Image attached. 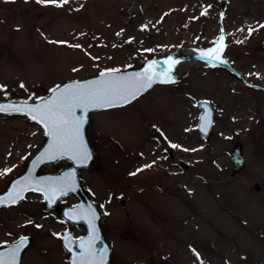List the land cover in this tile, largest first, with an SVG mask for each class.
Masks as SVG:
<instances>
[{
	"label": "rangeland",
	"instance_id": "1",
	"mask_svg": "<svg viewBox=\"0 0 264 264\" xmlns=\"http://www.w3.org/2000/svg\"><path fill=\"white\" fill-rule=\"evenodd\" d=\"M248 9H259L264 36V0H0V99L38 98L67 79L136 68L176 49L238 51L242 42L219 32ZM258 58L264 71V52ZM189 62L175 83L91 115L96 161L82 178L102 213L109 264H264V92ZM203 98L214 110L206 141L196 128ZM44 140L27 116L0 112V191ZM234 141L245 165L230 175ZM68 228L83 233L44 211L39 192L0 207V246L32 239L21 264H70L59 243Z\"/></svg>",
	"mask_w": 264,
	"mask_h": 264
},
{
	"label": "water",
	"instance_id": "2",
	"mask_svg": "<svg viewBox=\"0 0 264 264\" xmlns=\"http://www.w3.org/2000/svg\"><path fill=\"white\" fill-rule=\"evenodd\" d=\"M178 52L179 50H175L168 56L148 58L139 67L129 68L125 71L117 70L112 72L111 75L112 77H131L136 73H143L145 69L149 67V65H152V72L159 73L162 70H170L169 75L171 79L170 82L167 83H173L178 79V66L181 63L193 59L208 60L212 63L218 64V66L230 70L233 73H236V71L225 60H223L219 56H214L210 54L208 51H194L192 53ZM202 53H204L205 55H202ZM153 62L155 63L153 64ZM109 71L110 70H104L94 75L86 76L83 78L67 79L55 85L46 95L35 99L0 100V106H3L5 109L4 111L0 112L27 115L30 117L31 120L37 122V120L31 118V115L29 114L30 108H42L47 101L53 99L55 96H58L60 91L64 90L68 86L76 84L88 85L92 82L108 78L102 77L101 73H108ZM159 79H163V77L161 76L158 78V80ZM156 83L160 82L157 81L153 83L152 86L146 91L151 89ZM251 86L255 88H260L258 85ZM146 91H143L142 93ZM197 103L202 109V111L198 115L197 129L199 130L203 138L207 140L210 135V131L213 124L214 111L209 101L206 99H198ZM99 109L104 108H89L87 111H82L81 109L76 110L77 116L83 117L84 119L81 134L83 138V145L87 150L89 159L84 162H81L78 159L71 158L70 155H60L59 153H56L55 159L50 158V154L52 151L51 145L53 141L50 136L45 135L44 142L29 157L22 171L12 177L9 180L7 186L2 191H0V200L4 201V203H0V206L14 205L19 203L23 200L25 194L29 191L40 192L42 194V209L44 211L55 212L62 220L70 222L75 226H79L84 230L83 234L74 236L73 230L71 228H68L60 237V245L66 252L70 264H74V262L75 264H80L82 260L94 261L95 264H109L111 260L110 246L108 244L105 232L101 224V211L96 206L95 202L92 200L82 179V172L85 169L92 167L96 160V153L89 138L88 127L90 123L91 114ZM205 113H207L211 121V123L206 126L202 124L200 119L201 116L205 115ZM40 125L43 127L45 133L44 126L42 124ZM231 157L232 167L230 174L235 175L242 169L245 162L244 155L242 153V144L239 141L233 142L231 148ZM60 161H64V164L59 166L55 171H49L44 168L45 165L57 164ZM179 166L182 169H185L187 167V164L184 161H180ZM53 187L58 189H65L66 194L60 195L59 191H51L50 189ZM254 189H259L258 183L254 184ZM46 192L47 198L45 195ZM16 193H19L21 198L18 199L16 203H12L9 198L10 194L15 195ZM67 195H71L75 199V202L70 205H62L61 200ZM87 213H93L94 219H92L91 216L87 215ZM90 219H92V223L95 226L96 235H98L99 237V239L95 240L92 245L93 251L96 253L94 257L86 256L83 254L88 246L87 242L92 234V228L89 224ZM22 238L24 239L25 243L17 257V264H21L22 255L31 243V237L27 235L20 236L13 242L0 246V254H4L6 256L8 252L13 247H15ZM101 255H103L102 261Z\"/></svg>",
	"mask_w": 264,
	"mask_h": 264
},
{
	"label": "snow or ice",
	"instance_id": "3",
	"mask_svg": "<svg viewBox=\"0 0 264 264\" xmlns=\"http://www.w3.org/2000/svg\"><path fill=\"white\" fill-rule=\"evenodd\" d=\"M37 2L39 3L41 0H37ZM46 2L56 3V0H46ZM62 3H67V0H61V4ZM57 6L60 5L58 4ZM220 40H223V36L220 37ZM211 51L215 52L216 49H212ZM202 55L205 54L202 53ZM154 63L155 62H153V64ZM151 69L152 65H149L143 73H136L131 77H112V72L117 70H110L108 73L102 72L101 76L108 78L92 82L88 85L76 84L68 86L60 91L58 96L47 101L42 108H30L29 114L31 118L42 124L45 128V135L52 138L53 143L51 145L52 151L50 158L55 159L56 153H59L60 155H70L71 158L78 159L81 162L89 159L87 150L83 145L81 134L84 119L83 117L77 116L76 110L81 109L82 111H87L89 108H112L122 106L130 103L139 94L150 88L153 83L157 81L160 83L170 82V70H162L156 73L152 72ZM161 76L163 79L158 80ZM4 110V107L0 106V111ZM200 119L205 126L211 123L207 113L201 116ZM173 147H176V145H173ZM50 190L53 192L59 191L60 195L66 194V190L63 188L58 189L53 187ZM45 195L47 198V192ZM9 198L12 203H16L21 197L19 193H16L15 195L10 194ZM0 203H4V201L0 200ZM87 215L94 219L93 213H87ZM92 219L89 220L92 234L83 254L94 257L96 253L93 251L92 245L99 237L96 235ZM24 243L25 241L22 238L6 256L0 254V264H17V257ZM102 259L103 255H101V261ZM80 264H95V262L82 260Z\"/></svg>",
	"mask_w": 264,
	"mask_h": 264
},
{
	"label": "flooded vegetation",
	"instance_id": "4",
	"mask_svg": "<svg viewBox=\"0 0 264 264\" xmlns=\"http://www.w3.org/2000/svg\"><path fill=\"white\" fill-rule=\"evenodd\" d=\"M259 17V9H248L246 12L233 14L230 19L228 18L229 21L226 23V29L219 32V37L223 36L222 41L224 42L226 39L230 42H242L241 45H238L241 46L238 51H232L231 49L225 50V47H222V57L247 81V83L257 84L262 88L254 89L245 82H242L232 72L221 67L210 66L215 71H224L226 74L231 75L234 77L235 81H239L243 86L264 92V71L256 67L255 63L256 60L259 59L258 54L264 52V44L259 41L261 39V41L264 42V36L261 34V21H263V18ZM245 21H248V23L245 24ZM223 51L225 52L224 54ZM253 78H257L258 81H251Z\"/></svg>",
	"mask_w": 264,
	"mask_h": 264
},
{
	"label": "bare ground",
	"instance_id": "5",
	"mask_svg": "<svg viewBox=\"0 0 264 264\" xmlns=\"http://www.w3.org/2000/svg\"><path fill=\"white\" fill-rule=\"evenodd\" d=\"M126 7H127V9H128V8L130 7V5H127ZM124 10H126V8H124ZM195 50H201V49H200L199 47H198V49H197V48H189V49H185V50H184V49H180L179 52H180V53H192V52H194ZM210 51H211V50H210ZM179 52H178V53H179ZM211 52H213V51H211ZM215 52H218V50L216 49ZM196 62H200V61H199V60H194V59H193V60H190L189 63L192 65V64H195Z\"/></svg>",
	"mask_w": 264,
	"mask_h": 264
}]
</instances>
